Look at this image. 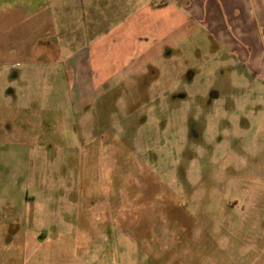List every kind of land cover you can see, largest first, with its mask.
I'll list each match as a JSON object with an SVG mask.
<instances>
[{
  "label": "rangeland",
  "instance_id": "obj_1",
  "mask_svg": "<svg viewBox=\"0 0 264 264\" xmlns=\"http://www.w3.org/2000/svg\"><path fill=\"white\" fill-rule=\"evenodd\" d=\"M135 1L0 0V200L51 201L54 264H264V0L256 47L172 22L120 77Z\"/></svg>",
  "mask_w": 264,
  "mask_h": 264
},
{
  "label": "crops",
  "instance_id": "obj_2",
  "mask_svg": "<svg viewBox=\"0 0 264 264\" xmlns=\"http://www.w3.org/2000/svg\"><path fill=\"white\" fill-rule=\"evenodd\" d=\"M135 3L137 7L130 15L107 28L101 36L106 40L104 46H127L126 51L113 59L116 65L112 70L120 77L142 72L144 61L145 65H150L151 59L148 56L167 39L172 22H175L176 27H181L196 20L205 21L210 23V28L218 30L227 22L230 28L236 30L238 39L245 41L247 46L256 47V40L251 42V35L245 31V28L253 26V20L256 19L251 17L254 15L251 0H136ZM263 9L259 5L257 12L259 10L262 13ZM36 18L38 22L42 21L39 15ZM2 20L6 18L0 16V22ZM44 29L39 26L37 39L47 37L48 31L43 32ZM44 43L42 41V45ZM228 44L233 45L232 42ZM165 48L167 55H171L170 45H165L163 50ZM22 53L25 51L19 45L15 54ZM261 53L259 51L257 55L247 56L248 64L260 66L258 61ZM71 57L78 61L79 70L84 69L82 59L73 55ZM67 60L71 67L70 55ZM259 78L264 79V68H261ZM16 206L15 201L4 203L0 200V264H54L59 250L56 247V236L51 235V229L55 227L52 224L51 201L26 200L19 205L21 208Z\"/></svg>",
  "mask_w": 264,
  "mask_h": 264
},
{
  "label": "flooded vegetation",
  "instance_id": "obj_3",
  "mask_svg": "<svg viewBox=\"0 0 264 264\" xmlns=\"http://www.w3.org/2000/svg\"><path fill=\"white\" fill-rule=\"evenodd\" d=\"M192 131H193L192 133H193V135H194V138H195V137H197V136H198V134L196 133V130H195V129H193Z\"/></svg>",
  "mask_w": 264,
  "mask_h": 264
}]
</instances>
